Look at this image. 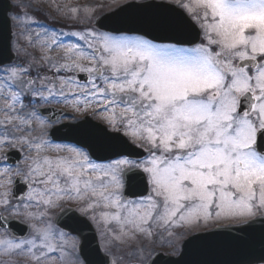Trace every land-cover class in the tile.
<instances>
[{
    "label": "snow or ice",
    "instance_id": "snow-or-ice-1",
    "mask_svg": "<svg viewBox=\"0 0 264 264\" xmlns=\"http://www.w3.org/2000/svg\"><path fill=\"white\" fill-rule=\"evenodd\" d=\"M12 6L0 264H264V0Z\"/></svg>",
    "mask_w": 264,
    "mask_h": 264
},
{
    "label": "rangeland",
    "instance_id": "rangeland-1",
    "mask_svg": "<svg viewBox=\"0 0 264 264\" xmlns=\"http://www.w3.org/2000/svg\"><path fill=\"white\" fill-rule=\"evenodd\" d=\"M10 2L12 3V5H14L15 0H10ZM32 3H36L37 0H31ZM39 2L42 4V7L46 8V12L51 13L49 16L51 17H58L60 20L65 21L68 19H65L64 16L62 15V13L67 11L68 7H73V6H80L81 9L84 6H89V7H94V4H96V6H101V9H95V15L96 16H100L102 14H105L109 11V9L113 6V0H39ZM24 3L27 4L29 3V0H24ZM99 5H98V4ZM57 6H59L60 11H57ZM95 8V7H94ZM16 8L13 7L12 8V12H15ZM45 14V13H44ZM70 15V13H68ZM84 13L83 11L80 12V16L83 17ZM71 21V20H68ZM72 25L75 24L74 21H72L71 23ZM11 26H12V40L16 38V36L14 35L15 33H18L19 29L17 27V25L11 21ZM33 28H35V25L32 26ZM77 27H83V25H77ZM65 31H70L69 29H64ZM21 43L25 45V47H27V45L25 44V41L23 39H21ZM29 52H32L33 49L32 48H28L27 49ZM37 55H39V52H36ZM51 106L57 107V108H63L65 111H70L69 109L64 108V106L62 104H53ZM91 114V113H90ZM79 113H72V116H79ZM72 116L69 117H65L63 118L64 122H69L72 119ZM92 119H95V117L93 116ZM63 131V130H62ZM56 211H59V209H57ZM160 251L165 252V254H170L168 249H159Z\"/></svg>",
    "mask_w": 264,
    "mask_h": 264
},
{
    "label": "water",
    "instance_id": "water-1",
    "mask_svg": "<svg viewBox=\"0 0 264 264\" xmlns=\"http://www.w3.org/2000/svg\"><path fill=\"white\" fill-rule=\"evenodd\" d=\"M11 6L8 0H0V48L3 46L4 37L7 36L8 42L10 45L11 40V29H10V21L5 25V18L8 17L7 14L10 11ZM167 258V257H166ZM199 254L193 252L185 257V260H195L199 259ZM172 260H178L179 257L171 258Z\"/></svg>",
    "mask_w": 264,
    "mask_h": 264
}]
</instances>
